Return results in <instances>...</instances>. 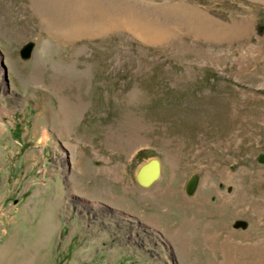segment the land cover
Returning a JSON list of instances; mask_svg holds the SVG:
<instances>
[{"label": "rangeland", "instance_id": "obj_1", "mask_svg": "<svg viewBox=\"0 0 264 264\" xmlns=\"http://www.w3.org/2000/svg\"><path fill=\"white\" fill-rule=\"evenodd\" d=\"M140 1L249 30L67 41L0 0V264H264V1Z\"/></svg>", "mask_w": 264, "mask_h": 264}, {"label": "bare ground", "instance_id": "obj_2", "mask_svg": "<svg viewBox=\"0 0 264 264\" xmlns=\"http://www.w3.org/2000/svg\"><path fill=\"white\" fill-rule=\"evenodd\" d=\"M147 2L33 0V9L44 18L47 29L67 41L102 36L112 30H120L151 45L176 42L185 37L217 42L249 30V23H236L232 27L218 25L217 21L198 7L185 2L173 5L167 3L163 6ZM185 48L184 43L173 47L177 52Z\"/></svg>", "mask_w": 264, "mask_h": 264}, {"label": "water", "instance_id": "obj_3", "mask_svg": "<svg viewBox=\"0 0 264 264\" xmlns=\"http://www.w3.org/2000/svg\"><path fill=\"white\" fill-rule=\"evenodd\" d=\"M33 47H34V44H32V43L27 44V45L21 50V55H22L24 58H28L29 55H30L31 50L33 49ZM261 160L264 161V158L262 157ZM154 165H156V167H154V168H157V174H156V176L154 177V180H155V179L159 176V169H158V165H157V164H154ZM151 166H153V165H151ZM151 166H149L148 168H150ZM148 168H147V169H148ZM147 169H146V170H147ZM197 181H198V177H194V178L190 181L189 186H188V192H189V193H192V192L194 191V189H195V187H196V185H197Z\"/></svg>", "mask_w": 264, "mask_h": 264}, {"label": "crops", "instance_id": "obj_4", "mask_svg": "<svg viewBox=\"0 0 264 264\" xmlns=\"http://www.w3.org/2000/svg\"><path fill=\"white\" fill-rule=\"evenodd\" d=\"M213 238H215V235L214 236H212Z\"/></svg>", "mask_w": 264, "mask_h": 264}]
</instances>
